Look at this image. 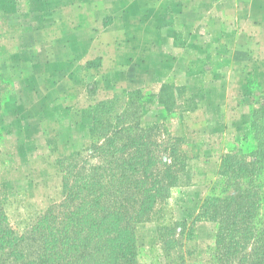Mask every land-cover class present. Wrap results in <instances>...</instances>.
Returning <instances> with one entry per match:
<instances>
[{
    "label": "crops",
    "instance_id": "0c3cea01",
    "mask_svg": "<svg viewBox=\"0 0 264 264\" xmlns=\"http://www.w3.org/2000/svg\"><path fill=\"white\" fill-rule=\"evenodd\" d=\"M0 75L54 157L85 148L92 107L116 92L148 95L146 120L170 99V131L194 133L210 181L264 96V0H0Z\"/></svg>",
    "mask_w": 264,
    "mask_h": 264
},
{
    "label": "rangeland",
    "instance_id": "374dc122",
    "mask_svg": "<svg viewBox=\"0 0 264 264\" xmlns=\"http://www.w3.org/2000/svg\"><path fill=\"white\" fill-rule=\"evenodd\" d=\"M137 90L140 91V89ZM131 91H136V89ZM6 93L8 96L0 104V208L3 215L1 225L3 230L0 234V263L18 264L14 259L19 258L20 253L18 257L10 255L11 248L8 246V241L3 238L5 232L9 234V240L20 241V248H23L21 240L26 245L28 237H32L33 228L48 213L53 218V225L62 229L61 221L76 212L81 202L92 197L89 195L91 192L89 185L92 182L90 176L92 175L100 177L99 185L102 184L104 188L100 189L99 195L109 200L108 203L105 202L106 205L102 206L111 204L120 206L127 190L124 189L125 186H122L123 183H120V170L114 167V160H117L121 154L117 152V156H113L105 152L107 147L103 145V138H99L96 147L92 148L88 133L85 148L66 156L54 157L55 150L42 146V142L37 138L40 127L35 115L36 105L29 101L13 100L15 91L8 84L7 92V86L0 83V98H3ZM119 95L121 94L118 93ZM119 107L118 111H121L123 106L119 105ZM161 123L170 133L172 132L170 130L176 126L167 118L164 120V117L146 120L144 116L141 119L142 126L147 128ZM186 133L182 135L183 137L176 135L177 132L173 136L182 137L184 143L187 144L184 146L187 156L200 158L203 150L197 143L198 139L194 138V133L191 136L185 135ZM23 139L29 143L23 142ZM149 141L154 143L149 146L147 153L153 156L154 161L163 159L165 153H163L161 142L168 141L166 134L154 129ZM48 145L52 143L49 142ZM115 146L116 143L112 148ZM238 146L239 144H228L223 154H235ZM110 152L114 151L110 150ZM185 154L183 156L187 157ZM192 159L189 162L186 161L184 169L179 167L177 180L179 185L171 188L168 196L157 194L152 178L145 181L140 191L137 192L135 189L131 191L130 195L133 194L135 199L128 204L136 206L138 210L139 207L144 208L141 207L142 203L139 204L144 193L149 192L152 197H148V200L154 201L153 204L147 205V207L152 205L148 211H144L143 214V211H140V214L136 216H141V219L135 221L132 218L131 238L136 247L133 257L134 264H219L217 254L220 248H218L216 239L217 225L214 222H197L192 228L193 221H179L176 218L180 212L194 211L196 215L199 207L211 194L215 196L232 195L237 188H244L246 185L242 180L239 181L238 186L233 184L236 183L235 180L225 182L218 174L215 179L206 181L202 166L191 164ZM148 167V171L153 173L152 177L156 178L155 181L158 180V177H155L160 167L158 162ZM139 178L142 179V176L140 172H137L129 180L132 182ZM105 188L107 190H104ZM70 194H73L75 198L70 197ZM68 196L72 202L68 200ZM92 216L96 217L94 214ZM81 217L84 223L88 221L86 215ZM69 230L71 233L72 228ZM76 231L75 228V236L78 237L80 232ZM86 234V231H82L79 237L81 241L76 242L82 243ZM247 242L246 247L240 250L237 259L233 260V264H238L240 258H249L254 248V237L251 235ZM113 246H117V250L123 247L121 242H116ZM228 260H231L230 257L226 258V261ZM69 261L70 259L67 258V263Z\"/></svg>",
    "mask_w": 264,
    "mask_h": 264
},
{
    "label": "trees",
    "instance_id": "16d2710c",
    "mask_svg": "<svg viewBox=\"0 0 264 264\" xmlns=\"http://www.w3.org/2000/svg\"><path fill=\"white\" fill-rule=\"evenodd\" d=\"M0 83L7 86L8 92L9 83L1 75ZM118 93L121 95L118 96ZM7 96L8 93L0 98V104ZM167 96L168 98L173 97L171 93ZM148 98L149 96L141 90H123L116 92L114 98L101 101L91 109L92 125L88 133L92 148L96 147L99 138H103V145L107 147L105 152L113 156H117V152L121 154L117 160H114V167L120 170V183H123L122 186H125L124 189L127 190L122 204L102 206L109 202L108 198L105 200L99 195L100 189L104 186L99 185L101 183L99 176H90L92 182L89 185L91 189L89 195L92 197L81 202L76 212L61 221L62 229L53 225V218L48 213L33 228L32 237H28L26 245L21 240L23 248H20V241L12 242L8 239L7 232L3 234V238L8 241V246L11 248L10 255L18 257L20 253L19 258L14 259L16 263L134 264L133 257L136 247L131 238L132 218L135 221L141 219V216H136L140 214V211H143L142 214L148 211L152 205L150 207L147 205L153 204L154 201L148 200V197H152L149 192L144 193V198L142 197L139 203H142L141 207L144 208L139 207L138 210L136 206L128 204L135 199L133 194L130 195L131 191L133 189L140 191L145 181L152 178L157 194L168 196L170 189L179 185L177 183L179 167L184 169L186 161L189 162L190 159L196 158V156L185 154L184 146L187 144L184 143L183 136L174 137L163 123L151 128L142 126L141 119L146 114L147 104L150 103ZM169 100L161 102L168 112L163 113L158 117L159 119L164 117V120L165 118L169 120L172 104ZM119 102V105L123 106L121 111H118L120 110ZM248 122L246 127L248 135L242 138L235 154L221 155L217 171L225 182L235 180L236 183L233 184L238 186L239 181L242 180L246 187L237 188L232 195L215 196L211 194L199 207L191 223L192 228L197 222H214L217 225L216 239L218 248H220L217 254L219 264H229L230 261L233 264L240 250L248 244L247 241L251 235L254 237V248L249 258H240L239 263L264 264V96L256 98ZM154 129L166 134L168 138L167 142H161L165 157L157 161H154L153 156L147 153L149 146L154 143L149 141ZM114 143L116 146L112 148ZM110 150L114 152L111 153ZM156 162L160 167L155 174L158 180L155 181L156 178L152 177L153 173L148 171V165L153 166ZM137 172L141 173L142 179L130 182L129 179ZM81 189L83 190L84 187ZM69 196L75 198L73 194ZM69 196L68 200L72 202ZM113 203H115L114 200ZM84 215L88 218L85 223L81 217ZM2 222L3 215L0 208V234L3 230ZM69 228H72L71 233ZM75 228L80 234L82 231L87 233L82 243L76 242L80 234L78 237L75 236ZM116 242H121L123 247L117 250V246H113ZM229 257L231 260L226 261ZM67 258L70 259L69 263H67Z\"/></svg>",
    "mask_w": 264,
    "mask_h": 264
}]
</instances>
